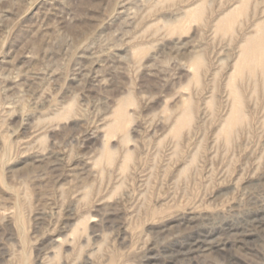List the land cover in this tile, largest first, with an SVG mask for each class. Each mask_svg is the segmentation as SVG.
<instances>
[{"label": "rangeland", "instance_id": "rangeland-1", "mask_svg": "<svg viewBox=\"0 0 264 264\" xmlns=\"http://www.w3.org/2000/svg\"><path fill=\"white\" fill-rule=\"evenodd\" d=\"M260 33L264 0H0V264H264Z\"/></svg>", "mask_w": 264, "mask_h": 264}, {"label": "bare ground", "instance_id": "bare-ground-1", "mask_svg": "<svg viewBox=\"0 0 264 264\" xmlns=\"http://www.w3.org/2000/svg\"><path fill=\"white\" fill-rule=\"evenodd\" d=\"M247 46H250V51L252 52V56H253L254 60H256L257 58H261V56L264 57V34L260 33L255 38L254 37L249 38L246 41V43H245V47H247ZM248 60H249L248 58H244L243 60H241V63H247ZM188 112L186 113V116H184L186 120L189 117V113ZM118 114L120 116L124 115V110H123L122 107L119 108ZM235 115H236L235 118L238 119V118H240L242 116V112L238 111V108H236L235 109Z\"/></svg>", "mask_w": 264, "mask_h": 264}]
</instances>
